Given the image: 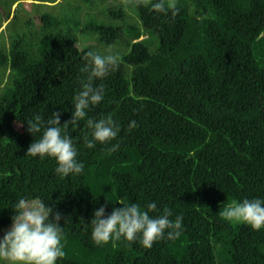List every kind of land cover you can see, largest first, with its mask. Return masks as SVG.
<instances>
[{
	"label": "trees",
	"instance_id": "16d2710c",
	"mask_svg": "<svg viewBox=\"0 0 264 264\" xmlns=\"http://www.w3.org/2000/svg\"><path fill=\"white\" fill-rule=\"evenodd\" d=\"M20 1L0 0V234L14 201L39 196L62 216L56 264H264V228L219 215L233 199H264V0H174L175 16L152 0H33L50 9L11 11ZM78 38L90 42L79 49ZM89 50L119 54L93 81L104 98L88 114L111 116L120 146L89 149L84 121L69 124L84 169L61 178L53 159L25 155L39 134L23 120L60 109L61 124L70 118ZM153 200L151 215L182 217L177 238L93 243L96 208Z\"/></svg>",
	"mask_w": 264,
	"mask_h": 264
},
{
	"label": "clouds",
	"instance_id": "9594fccd",
	"mask_svg": "<svg viewBox=\"0 0 264 264\" xmlns=\"http://www.w3.org/2000/svg\"><path fill=\"white\" fill-rule=\"evenodd\" d=\"M150 7L154 12L165 15L175 16L178 11L174 0H152ZM5 24L0 29L2 26L4 29ZM85 56L87 59L80 69L85 76L72 97L70 118L61 124L63 110L60 109L52 111L47 119L36 114L23 120L27 132L32 136L39 134L29 144L25 155L53 159L54 171L61 178L69 174L78 175L84 169V163L77 159V146L67 133L69 124L75 127L79 121H84L89 131L83 136V145L89 149L97 143L109 144L108 151L114 152L120 146L118 142L110 143L118 137L120 125L111 116L94 118L88 114V110L104 98L103 84L94 85L93 81L102 80L118 68L119 54L89 50ZM136 127L135 120L128 122L129 130ZM117 204L120 206L111 208L108 214H105L104 205L93 212L88 225L94 244L101 245L109 240L115 243L124 239L137 241L143 248H151L154 241L175 239L182 231V217L176 215L174 220L170 219L168 208L165 207L161 214H150L157 208L154 200L147 202L143 209L134 202ZM11 208L14 214L10 218V226L0 235V264H56L57 259L64 256L61 213L54 212L39 196H20ZM219 215L226 221L243 223L259 230L264 228V199H233L220 209Z\"/></svg>",
	"mask_w": 264,
	"mask_h": 264
},
{
	"label": "rangeland",
	"instance_id": "374dc122",
	"mask_svg": "<svg viewBox=\"0 0 264 264\" xmlns=\"http://www.w3.org/2000/svg\"><path fill=\"white\" fill-rule=\"evenodd\" d=\"M108 1V3L110 2V1H112V0H106V2ZM33 4H40V10L41 11H48L50 8L48 7V6H46V5H50L49 3H46V5H45V3H42V2H36V1H30V0H22V1H20L18 4H14L13 6H12V9H11V11H13V10H15V9H18L17 10V14H20L19 12H26V13H28L29 11H30V9L33 7L32 5ZM21 5H23V6H21ZM17 7V8H16ZM12 16V15H11ZM2 28H3V26H2ZM1 28V29H2ZM0 29V30H1ZM4 30L2 29V31H0V33H3L2 35L0 34V44L2 45V44H8V36L7 35H5V32H3ZM79 37H82L81 36V34L79 35ZM96 37V36H95ZM89 40H87V39H80V38H78L77 39V44H76V46H77V48H82L83 46H85V45H88L89 44ZM10 226V225H9ZM8 226V227H9ZM7 227V228H8ZM6 228V229H7ZM5 229V230H6ZM3 233V232H2ZM2 233L0 234V235H2Z\"/></svg>",
	"mask_w": 264,
	"mask_h": 264
}]
</instances>
